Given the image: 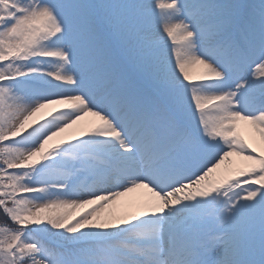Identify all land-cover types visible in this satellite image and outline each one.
Instances as JSON below:
<instances>
[{
  "label": "snow or ice",
  "instance_id": "1",
  "mask_svg": "<svg viewBox=\"0 0 264 264\" xmlns=\"http://www.w3.org/2000/svg\"><path fill=\"white\" fill-rule=\"evenodd\" d=\"M0 212V264H264V0H0Z\"/></svg>",
  "mask_w": 264,
  "mask_h": 264
},
{
  "label": "rangeland",
  "instance_id": "2",
  "mask_svg": "<svg viewBox=\"0 0 264 264\" xmlns=\"http://www.w3.org/2000/svg\"><path fill=\"white\" fill-rule=\"evenodd\" d=\"M202 71V68H195L192 70V74H193V78L195 79L196 75ZM95 118L94 117H87L86 120H94ZM242 129L244 130L245 132V135H251L250 134V129L247 127V126H244L242 125ZM234 159H238V158H234ZM135 194V193H134ZM134 194H130L129 196L127 197H123L121 198V200L117 201L115 204H113L109 209L106 210V213L107 214L108 212H116L118 214H122L124 211H126V209L124 208V204L126 202H129V201H134L135 200V197H134ZM138 198V197H137Z\"/></svg>",
  "mask_w": 264,
  "mask_h": 264
},
{
  "label": "bare ground",
  "instance_id": "3",
  "mask_svg": "<svg viewBox=\"0 0 264 264\" xmlns=\"http://www.w3.org/2000/svg\"><path fill=\"white\" fill-rule=\"evenodd\" d=\"M146 192H147V190L141 189L137 193H135V194L133 193L134 194V197H135V200L138 199L139 197H141L142 195L146 194Z\"/></svg>",
  "mask_w": 264,
  "mask_h": 264
},
{
  "label": "trees",
  "instance_id": "4",
  "mask_svg": "<svg viewBox=\"0 0 264 264\" xmlns=\"http://www.w3.org/2000/svg\"><path fill=\"white\" fill-rule=\"evenodd\" d=\"M241 2H243V0H241ZM2 217H3V213L0 212V218H2Z\"/></svg>",
  "mask_w": 264,
  "mask_h": 264
}]
</instances>
